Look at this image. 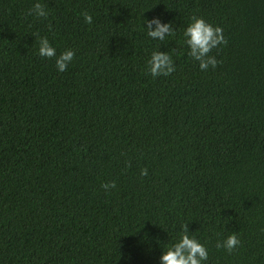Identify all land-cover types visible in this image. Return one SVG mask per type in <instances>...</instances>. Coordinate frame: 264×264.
Returning <instances> with one entry per match:
<instances>
[{
    "label": "trees",
    "instance_id": "1",
    "mask_svg": "<svg viewBox=\"0 0 264 264\" xmlns=\"http://www.w3.org/2000/svg\"><path fill=\"white\" fill-rule=\"evenodd\" d=\"M40 2L0 0V264H159L184 224L204 264H264V0ZM193 16L226 40L207 71ZM39 36L74 51L63 72ZM154 50L175 71L153 77Z\"/></svg>",
    "mask_w": 264,
    "mask_h": 264
},
{
    "label": "clouds",
    "instance_id": "2",
    "mask_svg": "<svg viewBox=\"0 0 264 264\" xmlns=\"http://www.w3.org/2000/svg\"><path fill=\"white\" fill-rule=\"evenodd\" d=\"M29 14L38 17H46L47 10L40 0H34ZM84 20L91 23L92 16L84 13ZM143 28L146 35L163 41L166 35L174 32L170 21H162L158 16L145 18ZM184 43L187 45V55L198 62L201 71H207L209 67H215L217 59L214 55H209L211 50L218 45L226 43L222 29L207 22L203 17L193 16L183 31ZM38 54L42 57H55V65L58 71L63 72L68 64L73 60L74 51L67 48L57 55L56 48L50 43L46 36L38 37ZM147 71L153 76L168 75L175 71V64L172 56L162 50L152 51L147 60ZM146 174V170H141V175ZM107 189L115 187V182L102 184ZM182 231L179 238L170 246H166L159 256V264H204L208 259V251L203 243L195 236L189 234L187 224L181 226ZM240 243L235 232L229 233L222 241L217 242V248L223 247L227 251H232Z\"/></svg>",
    "mask_w": 264,
    "mask_h": 264
}]
</instances>
